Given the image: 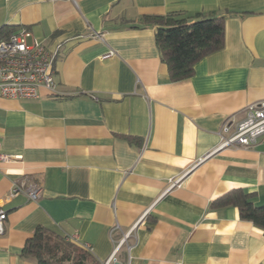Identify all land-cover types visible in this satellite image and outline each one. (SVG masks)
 Segmentation results:
<instances>
[{"label": "crops", "instance_id": "0c3cea01", "mask_svg": "<svg viewBox=\"0 0 264 264\" xmlns=\"http://www.w3.org/2000/svg\"><path fill=\"white\" fill-rule=\"evenodd\" d=\"M169 14L225 17L224 48L179 82L143 21ZM3 27L57 52L58 95L0 97V264H37L22 250L38 227L100 264L117 247L113 264H264V232L212 207L236 189L264 205V136L218 150L264 101V0H0ZM21 183L41 197L9 199Z\"/></svg>", "mask_w": 264, "mask_h": 264}, {"label": "trees", "instance_id": "16d2710c", "mask_svg": "<svg viewBox=\"0 0 264 264\" xmlns=\"http://www.w3.org/2000/svg\"><path fill=\"white\" fill-rule=\"evenodd\" d=\"M178 16L169 14L143 18L144 22L157 26L156 45L161 61L168 67L171 82L191 78L198 62L225 46L224 16L197 17L194 21ZM16 30L3 27L0 39ZM128 140L131 143L139 141L132 137ZM254 199L255 194L236 189L215 200L212 207H234L239 211L241 220L253 223L264 232V205H256ZM22 256L35 260L37 264H100L91 251L44 227H38L26 242Z\"/></svg>", "mask_w": 264, "mask_h": 264}, {"label": "built area", "instance_id": "2783aa9c", "mask_svg": "<svg viewBox=\"0 0 264 264\" xmlns=\"http://www.w3.org/2000/svg\"><path fill=\"white\" fill-rule=\"evenodd\" d=\"M57 52L32 36L27 29H18L0 39V97L11 100H30L42 97L41 90L50 95H58L55 79L54 61ZM112 55L109 53L107 56ZM264 136V101H258L247 107L243 121L232 130L228 120L221 131V144L218 150L226 147L250 148ZM1 147V145H0ZM9 159L0 152V161ZM27 194L31 200L41 197V188L34 184H16L9 193V199ZM7 212L0 208V235L5 233ZM75 243L78 237L66 238ZM89 251V245H83ZM115 249L113 255L102 264H113L116 261Z\"/></svg>", "mask_w": 264, "mask_h": 264}]
</instances>
